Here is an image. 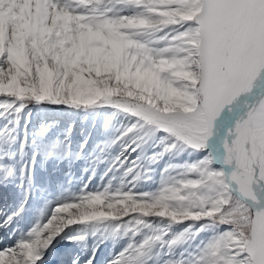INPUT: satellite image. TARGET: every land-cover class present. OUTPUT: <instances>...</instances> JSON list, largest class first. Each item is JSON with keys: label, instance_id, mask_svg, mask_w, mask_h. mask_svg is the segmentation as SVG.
<instances>
[{"label": "snow or ice", "instance_id": "snow-or-ice-1", "mask_svg": "<svg viewBox=\"0 0 264 264\" xmlns=\"http://www.w3.org/2000/svg\"><path fill=\"white\" fill-rule=\"evenodd\" d=\"M0 97V118L17 114L13 124L28 103L127 115L111 140L121 143L113 166L129 165L123 177L149 141L161 146L152 161L200 154L165 168L179 171L153 192L134 190L139 172L115 190L111 180L85 185L26 234L0 239V264H43L73 225L102 238L71 264H149L161 255L163 264H264V0H0ZM10 133L0 125V141L14 142ZM175 224L185 226L173 232ZM104 238L127 242L101 257Z\"/></svg>", "mask_w": 264, "mask_h": 264}, {"label": "rangeland", "instance_id": "rangeland-1", "mask_svg": "<svg viewBox=\"0 0 264 264\" xmlns=\"http://www.w3.org/2000/svg\"><path fill=\"white\" fill-rule=\"evenodd\" d=\"M63 112L69 113L72 118H59ZM18 117V123L15 124L12 122L13 119H17V114L10 112L0 118V125L6 123L9 129L15 132L14 142L5 146L4 141H0V151L10 154V158L6 155L3 161L7 167L13 168V174L3 180L21 203L19 211L16 209L14 212L18 213L16 216L28 217L27 231L21 230V226L16 228L22 232V235L37 223H43L56 203H62L79 195L82 187L87 185L84 184V175L91 177V188L87 185V191L103 188L110 180L111 190L119 186L124 169L129 165L126 163L119 169L113 166V161L120 156L121 143L111 144V140L119 136L125 124L127 126L128 122H131L127 115L112 108L105 111L98 106L90 109H73L44 102L28 103ZM70 125L71 134L66 135ZM82 126L85 131L80 135L77 131L82 129ZM22 140L25 141L23 148H21ZM81 144H84L83 148ZM160 151L161 146H154V142L149 141L136 153H132L131 158L140 156L136 169L129 175L131 177L136 172L140 173V179L136 182L138 192L155 191L160 186L163 175H175L179 171L173 169L169 173H163L165 168L170 165L192 163L200 155L193 153L191 149H186L179 154L176 151L166 153L162 157H157L155 161L149 159ZM120 158L123 159L122 156ZM212 167L220 168L218 164H213ZM105 172L107 175H104ZM27 202L30 205L37 204V211L27 213L28 208L25 205ZM37 217L39 219L36 223ZM176 225V228L172 229L173 232L185 226ZM78 227L73 226L72 229L64 232L58 238L59 241L57 239L54 242L52 248L55 249L60 243H78L69 242L65 238L83 234L84 229ZM196 243L198 240L191 241L184 245V248L192 251ZM180 251L182 249H176L177 254ZM168 258L161 255L158 264H163Z\"/></svg>", "mask_w": 264, "mask_h": 264}, {"label": "bare ground", "instance_id": "bare-ground-1", "mask_svg": "<svg viewBox=\"0 0 264 264\" xmlns=\"http://www.w3.org/2000/svg\"><path fill=\"white\" fill-rule=\"evenodd\" d=\"M0 98L4 99L5 97H0ZM98 107H100V109H102L103 111H105L106 109L110 108V107H107V106H98ZM60 114H58V115H60ZM65 114H67V115L64 116ZM64 117L66 119L72 118L69 113L63 112L62 115L59 116V118H64ZM127 118H129V117H127ZM15 120H16V118L13 119V121H15ZM128 124H129V122H128ZM76 125H77V123H76ZM125 126H126V124H125ZM83 127L84 126H82V129L77 131L78 134H80V135L84 134L83 132L85 130H83ZM13 133H15V132L13 130H11V133H10L11 136H13ZM4 144L6 146L8 143L6 141H4ZM132 156H133V154H132ZM132 156L129 157L130 160L132 159L131 158ZM4 163L5 162L3 161V159H0V164H3L5 166L4 170L0 171V221H4L5 222V226L4 227H0V239H3V237L8 236L11 233V239L8 241L9 243H11V241L14 240L17 236H22V232L19 229H16L17 227L21 226V230H23V231L27 229V225L28 224H26V218H28V217L22 216V215L16 216L18 213L14 212V211H16V209H17V211H19V207H20L21 203L18 201L17 196L12 193V189H10L7 186V184L5 183V180H3L4 178L6 179V178L9 177V176H5V174H4L5 171L7 170V166ZM218 166H220V165L218 164ZM144 168H146V167H144ZM67 175H68V173H67ZM121 178H123V180H125V181L130 179V177H123V174H122ZM84 184H87L88 186L91 185L90 177H87L86 175H84ZM120 184H121V182H120ZM120 184H119V186H120ZM128 186H131V185H128ZM90 188H91V186H90ZM134 190L138 192L136 186H135ZM25 205L28 208L27 213L28 212L37 211V204L36 205L35 204L34 205H30L27 202V204H25ZM13 219H14V221H13ZM38 219H39V217H37L36 223H37ZM125 219H127V217H125ZM73 226H76V225H73ZM73 226H71L70 228L66 229L65 232L69 231L70 229H72ZM176 226L177 225L175 224L173 226V229L176 228ZM79 227H81V226H79ZM81 229H82V227H81ZM85 231H87V235H86V239L83 240V241H80V242H78L76 244H71V243H62L61 244L60 243V245H57L55 249L52 248V246H51L50 249L45 253V256H44V259H43L45 261H43V262H45V264H71L72 258L74 256H79V257L83 258L87 254V251L94 244L98 243L99 240L102 238L100 233H97L96 236H93V235H91V230L90 229H88V230L84 229V233L83 234H85ZM78 233H80V232H78ZM58 241H59V239H58ZM126 242L127 241L125 239H121V240H118V241H113L111 238H104L103 244L100 245L101 251H100L99 255L101 257L106 256L107 253L110 250H112L113 247H114L115 251L118 252L120 250V248ZM53 245H54V243H53ZM159 262H160L159 259H154V260L150 261L149 264H158Z\"/></svg>", "mask_w": 264, "mask_h": 264}]
</instances>
